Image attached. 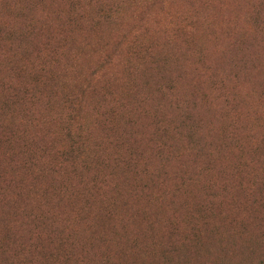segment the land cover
Masks as SVG:
<instances>
[{
  "label": "rangeland",
  "instance_id": "rangeland-1",
  "mask_svg": "<svg viewBox=\"0 0 264 264\" xmlns=\"http://www.w3.org/2000/svg\"><path fill=\"white\" fill-rule=\"evenodd\" d=\"M110 1L0 0V264H264V149L249 137L264 136V0ZM32 143L45 175L28 173ZM168 177L190 192H162L168 209L151 204L134 241L84 242L122 238L88 213H113L123 183L159 200Z\"/></svg>",
  "mask_w": 264,
  "mask_h": 264
},
{
  "label": "trees",
  "instance_id": "trees-1",
  "mask_svg": "<svg viewBox=\"0 0 264 264\" xmlns=\"http://www.w3.org/2000/svg\"><path fill=\"white\" fill-rule=\"evenodd\" d=\"M110 2L113 3L112 0ZM244 4H245V2H244ZM178 55L180 57L181 53H179ZM259 71H264V69H260ZM263 86H264V82H263ZM247 92H249V94L245 95V97H242V98H243L244 102L248 104V108H249V107L255 105L254 99H255V95L257 93H256V90H253V88H248ZM205 107L207 108L206 111L208 112L207 115L209 116V121H206L207 124L209 126H211V128L215 129V133H213L214 135H217V136L221 135V132H222L221 128H222V123H223V121L221 119V115L219 114V118L221 119L220 120L218 118L219 122H216V119L215 120L212 119V121H211V112L213 110H211L208 106H205ZM242 114H243V116L247 122H251L255 119V114L253 113V111H251L250 113H247V109H245L244 107H242ZM215 116H217V115H215ZM259 131L264 133V127L261 128ZM262 136L263 135H258V132L256 134H254L253 136H249L251 139L250 142H252V145L253 146L255 145V147L258 149H264V136L263 137ZM207 138L209 139V144H210V140H213L215 142L218 140V138L214 139V138H210V136ZM32 146H33V143L29 147L30 158H27L28 173H30V172L35 173L36 171L39 170L36 168V164H38L39 159H41L42 155H43V154H41L39 157H36L35 153H33V151L30 149V148H32ZM219 154H224V155H219ZM225 154H227V153H223L221 151H219L217 153V155H219V156H227ZM113 160L117 163H120L121 162L120 155L114 157ZM24 162L25 161L22 162V165ZM220 170L221 169H219V171ZM46 173H47V169H45V170L43 169V170L38 171L37 175L42 176V175H45ZM1 177H2V175H0V178ZM155 180H156V182H159V183H155L152 186H154L156 190L162 188L161 193H160V197H162V198H159V200L157 198L155 199L152 196L151 201H149V198L141 201L140 197H146L149 194V190H145V191H143V193H139V188L141 187V185H139L137 180L135 178H133L132 180H129V181H126L125 183H123V184H125L123 186V189L127 192H125V195L119 201V203L116 204L115 210L113 211V213H107L108 215L105 214L103 211H101V215H99L97 213L92 214L95 211H93L92 213L91 212L88 213L90 216L94 217L97 220V222L99 223L96 225H91L94 229H100V230L110 229V232L113 235H116V236L122 235L121 236L122 238L117 239L114 237H110V238L108 237L106 239H103L102 237H98L99 235L93 230L95 233V237H88V238L91 240L92 239H95V240H93V242L91 240H89V241L86 240L84 242L87 244H88V242H91L92 243V246H91L92 249H94V250L97 249V250H99V253H102L103 251H106L108 249H102L100 247H120L121 242L129 243L130 241H134V238H132L134 236V230L137 229L140 232L139 229H144L142 227V225H145V222H143L141 220V217L144 216L142 213L143 212L146 213L145 216H147L150 213H151L150 215L156 216L155 213L153 212L152 208H151V204H154L156 206L155 207L156 213H159V214H161L163 211L168 209L166 207V205L170 204L171 200L169 199V197L164 199L165 197H163L162 192H165L167 194L169 193V195H170V193H172L173 197L176 195L175 198H178L177 205L181 202V200H182L181 198L184 196H187L188 193L190 192L189 189H187V190L183 189L182 192L181 191L179 192V190H175L174 184L172 185V183H170V177H168L165 181L161 178H155ZM0 183H5V180L0 179ZM84 187H85L84 188L85 195L87 194V192L90 189L93 188V186L89 187V185L87 183H84ZM28 190H29V188H28ZM20 195H24V194L20 193ZM155 196L157 197V195H155ZM162 199H164V200H162ZM143 203H146L145 207L142 206ZM240 204L241 203L235 204L236 205L234 207V208H236L235 210H237L239 208ZM90 208L91 207H89V209H87V210L89 211ZM88 211H86V212H88ZM81 212H82V210H80L79 208L76 211V213H78V214H81ZM27 214H28L27 218H29L30 215H29V213H27ZM7 216L8 215L6 213H4V214H2V216L0 218V255L2 253L3 254L7 253L6 252L7 250L4 247V244H5L4 239L12 238L11 232H10L11 229H9L7 234L3 235V233L6 230V227H5V225L1 226V224H6L5 219L7 218ZM36 218H38V220H40V221H42L44 219L42 217H35V219ZM104 218H106V219H104ZM2 220H4V221H2ZM141 222H143V223H141ZM89 223H90L89 221L87 224L82 223L81 230L82 229L87 230L88 229L87 225H90ZM247 225L255 227L256 226V220H254L253 222L252 221L248 222ZM153 228H154V224H153ZM256 228H254V231H257V235L261 236L262 232L264 231V222H262L261 219L257 220V227ZM28 235H31V231L28 233ZM212 241H213V239H212ZM85 243H81V246L82 247H84V245L86 246L87 244H85ZM11 244H15V243H11ZM118 252L121 254H124L127 258L132 256L131 255L132 252L127 253L126 250H124V251L118 250ZM115 254L118 255L116 252H115ZM16 257H17L16 260L12 264H25L26 260H25L24 256L17 255ZM18 258L23 259L24 261H22L20 263Z\"/></svg>",
  "mask_w": 264,
  "mask_h": 264
}]
</instances>
